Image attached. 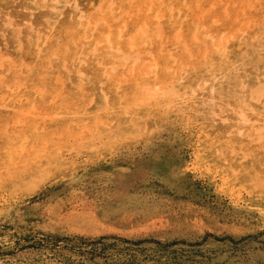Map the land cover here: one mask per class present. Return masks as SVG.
Returning a JSON list of instances; mask_svg holds the SVG:
<instances>
[{
  "label": "bare ground",
  "instance_id": "bare-ground-1",
  "mask_svg": "<svg viewBox=\"0 0 264 264\" xmlns=\"http://www.w3.org/2000/svg\"><path fill=\"white\" fill-rule=\"evenodd\" d=\"M0 33V183L11 159L19 170L30 157L40 162L50 152L52 137L65 144L81 138L66 131V119H50L51 107H43L39 120L28 111L38 99L53 97L62 82L65 95L82 90L92 98L69 111L89 121L104 143L121 142L132 128L142 133L150 125V102L180 115L182 106L199 98L215 133L205 134L201 127L192 134L197 148L191 164L214 171L218 185L231 194L264 189V83L250 91L255 115L236 106L240 93L235 84L264 65V0H0ZM165 36L176 48L178 63L162 51ZM186 45L197 55L194 62ZM145 61L148 72L142 71ZM101 78L107 81L103 89ZM129 114L134 117L131 128ZM103 116L109 129L95 123ZM233 126L238 131L230 135ZM33 141L41 149L34 154L29 152ZM222 156L224 161L218 158ZM36 175L16 177L14 183L21 186Z\"/></svg>",
  "mask_w": 264,
  "mask_h": 264
},
{
  "label": "rangeland",
  "instance_id": "rangeland-1",
  "mask_svg": "<svg viewBox=\"0 0 264 264\" xmlns=\"http://www.w3.org/2000/svg\"><path fill=\"white\" fill-rule=\"evenodd\" d=\"M163 39L169 42L166 36ZM166 44L162 51L172 55L171 63L177 61L175 46ZM186 47L194 62L193 47ZM142 64V71L148 72L149 62ZM244 76L235 81L240 93L236 106L254 113L250 91L264 83V65ZM103 79L101 89L107 84ZM62 84L53 97L38 99L40 103L29 105L28 111L39 120L43 107H51L50 119H66V131L81 134L76 139L80 143L71 139L65 144L52 137L44 160L36 163L30 157L19 170L13 159L11 167L5 166L7 178L0 183V264H264V189L243 188L231 194L218 185L214 171L191 164L197 148L192 134L201 127L205 134L215 133V123L202 113L205 104L199 98L182 106L184 113L176 116L150 102V125L140 136L132 128L121 142L104 143L89 121L72 117L69 111L92 98L82 90L65 95ZM100 118L95 123L109 129L106 117ZM133 118V114L127 116L129 127ZM229 131L236 133L238 126ZM86 140L91 144L82 149ZM33 143L29 152L34 154L41 149L38 142ZM27 149L19 148V152ZM218 158L224 161L225 156ZM37 172L21 186L15 185L16 177Z\"/></svg>",
  "mask_w": 264,
  "mask_h": 264
},
{
  "label": "trees",
  "instance_id": "trees-1",
  "mask_svg": "<svg viewBox=\"0 0 264 264\" xmlns=\"http://www.w3.org/2000/svg\"><path fill=\"white\" fill-rule=\"evenodd\" d=\"M96 243H101V242L98 241V242H95V244H96ZM91 244L94 245V242H92ZM96 250H97L96 248H92V252H94V251H96Z\"/></svg>",
  "mask_w": 264,
  "mask_h": 264
}]
</instances>
